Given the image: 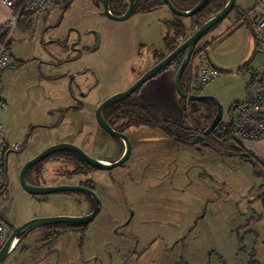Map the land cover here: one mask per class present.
Here are the masks:
<instances>
[{"label":"rangeland","instance_id":"rangeland-1","mask_svg":"<svg viewBox=\"0 0 264 264\" xmlns=\"http://www.w3.org/2000/svg\"><path fill=\"white\" fill-rule=\"evenodd\" d=\"M234 11L219 25L226 27L225 32L238 21ZM175 19L167 6H161L156 12L117 22L106 17L103 0H57L53 9L35 15L32 23L17 26L11 42L13 64L0 79V120L8 140L20 146L6 160V189L0 199V219L10 234L12 226L35 218L61 213L82 216L92 211L91 200L78 193L49 195L47 203L46 196L31 197L21 186V170L51 142H78L94 158L120 159L124 145L95 128L93 108L82 116L68 113L65 121L71 120L72 125L65 128L64 121L57 130L48 126L61 118L55 104L64 106L71 92L103 100L127 91L171 53L165 48V39L172 33L167 22ZM182 21L187 32L180 44L192 36L196 26L191 19ZM250 39L243 31L235 40L237 45L224 38L207 47L220 75L203 88L194 85L197 68L193 60L185 72L183 89L215 96L223 106L224 123L230 110L247 101L252 82L248 68L260 55ZM211 40L208 35L200 47ZM156 53H160L157 59ZM263 55L255 70H264ZM66 59L70 62L63 63ZM177 71L173 65L150 83L154 100L165 113L188 125L196 104L190 105L178 94ZM75 118L79 122L73 124ZM123 123L136 126L129 120L117 125ZM72 132L74 137H70ZM127 133L135 145L133 155L110 172L78 171L74 159H49L27 172V181L39 187L92 186L101 209L85 233L33 234L3 264H225L221 256L229 264L241 262L243 252L237 246L248 232H264V214L260 222L251 220L247 227H240L238 212L250 222L241 188L252 185L256 169L264 173L262 164L250 154L232 155L231 143H181L158 126L130 128ZM216 134L220 137L219 130ZM70 207L74 213L68 212Z\"/></svg>","mask_w":264,"mask_h":264},{"label":"water","instance_id":"water-1","mask_svg":"<svg viewBox=\"0 0 264 264\" xmlns=\"http://www.w3.org/2000/svg\"><path fill=\"white\" fill-rule=\"evenodd\" d=\"M138 0H130L129 10L121 16H117L112 13L110 8V0H103L104 12L107 18L123 22L130 19L136 11V3ZM165 6H167L172 13L182 19H189L195 17L200 11H202L207 5L209 0H200V2L191 10L182 11L178 9L171 0H162ZM237 4V0H228L224 8L218 13L211 16L192 36L186 39L181 43L175 50H173L169 55H167L163 60L156 64L152 69L147 71L133 86H131L127 91L118 93L109 99H107L97 110L96 119L99 125L111 136L123 139L126 143V153L121 159L114 163L104 162L99 159H95L85 153L79 146L71 143H59L48 147L44 152L35 157L34 159L28 161L22 168L20 173V182L22 188L32 196H49L60 193H83L87 194L93 199L94 208L92 213L86 216H50L43 218H35L30 221H27L24 225L16 227L11 233L6 245L0 252V264H3L10 255L16 250L18 245L33 231L51 227L56 225H89L95 221L99 212H100V200L97 194L87 188L79 186H59V187H39L37 185L31 184L27 181L26 173L33 166L47 160L48 158L62 152H74L80 155L90 166L94 167L97 170L101 171H112L118 167L123 166L131 157L132 144L128 136L122 133L115 131L105 120L103 111L104 109L116 102L132 97L136 94L147 82L154 79L161 72L166 70L172 65V63L180 56L183 55V61L179 67L176 78L175 86L180 97L186 99L188 98L193 102H209L213 103L217 108V114L214 120L212 121L210 127L206 130L205 135H210L221 123L223 120L224 109L220 101L215 96H205V95H188L184 92L181 87V79L188 69L191 60L194 55L195 48L202 42L204 37L209 34L212 30L219 27L229 15L234 11ZM72 79V78H71ZM202 138V137H201ZM199 143L198 140L194 141L192 144ZM252 184L248 188L245 195H241V198L247 201L248 205L255 202L262 205L264 208V176L253 174L251 175ZM254 192L256 196L253 199L249 200V195ZM251 210V209H250ZM130 220L128 221V223ZM21 233H25L23 236L19 237Z\"/></svg>","mask_w":264,"mask_h":264},{"label":"built area","instance_id":"built-area-1","mask_svg":"<svg viewBox=\"0 0 264 264\" xmlns=\"http://www.w3.org/2000/svg\"><path fill=\"white\" fill-rule=\"evenodd\" d=\"M9 7L11 15L0 29V79L2 74L11 68L13 57L11 42L13 34L24 15H37L53 9L57 0H0ZM256 10L260 18L253 24V32L258 47L264 50V0H260ZM194 85L203 88L219 77L220 72L206 61L203 54L199 61ZM253 83L247 92V101L234 110L232 118L227 123L220 124L219 135L224 137L225 144L233 143L241 147L242 143L257 141L264 137V73H254ZM20 146L11 143L6 136L5 126L0 120V199L6 189L5 167L6 160L11 153L18 151ZM10 233L6 224L0 219V252L6 245Z\"/></svg>","mask_w":264,"mask_h":264},{"label":"flooded vegetation","instance_id":"flooded-vegetation-1","mask_svg":"<svg viewBox=\"0 0 264 264\" xmlns=\"http://www.w3.org/2000/svg\"><path fill=\"white\" fill-rule=\"evenodd\" d=\"M142 1H144V0H138L137 1V3H136V11H135V13H134V15L135 14H139V13H151V12H154V11H156V10H153V11H151V12H138V8H139V6L138 5H140L141 4V2ZM129 5H130V0H110V8H111V11H112V13L113 14H115V15H117V16H121V15H124L128 10H129ZM153 47H155V45L153 46ZM156 48V47H155ZM156 51V50H155ZM157 54V53H156ZM156 56V57H155ZM154 56V58H156L157 59V57H158V54L157 55H155ZM164 59V58H163ZM162 59V60H163ZM161 61V60H160ZM159 61V62H160ZM68 62H70V60H65L63 63H68ZM158 62V63H159ZM158 63H156V64H158ZM156 64H154L153 65V67L156 65ZM152 67V68H153ZM151 68V69H152ZM169 68V67H168ZM168 68L166 69V70H168ZM150 70V69H149ZM148 70V71H149ZM166 70H164V71H166ZM163 71V72H164ZM147 72V71H146ZM145 72V73H146ZM163 72H161V73H163ZM144 73V74H145ZM160 73V74H161ZM150 81H152V80H150ZM150 81L149 82H147V83H150ZM145 85H143V87H144ZM142 87V88H143ZM142 88L136 93V94H134L132 97H130V98H127V99H133L134 98V96H139V98H142L141 97V90H142ZM128 90V89H127ZM184 92H186V93H188V95H197V94H193V93H189V92H187L186 90H183ZM146 92H148L147 90L145 91V93ZM119 93H121V92H119ZM118 94V93H117ZM114 95H116V94H114ZM114 95H111V96H109V97H107L106 99H103V100H101L100 98H97V99H95L96 97L95 96H90L88 93H85V92H80L78 95H76V94H74L73 92H71V94H70V96H68V99H67V103H64L63 105L64 106H62L58 111H59V113H60V119L55 123V124H52L51 125V128H54V129H57L58 130V128L59 127H61L60 125H62L63 124V122L65 121V120H67V114L69 113V116H73L74 114H80L81 116L84 114V112L85 111H87L88 109H91V108H93V114H94V120H95V128L96 129H99L101 132H103V134L104 135H106V136H108L110 139H112L113 140V142H115V140H119V141H121L122 142V144L124 145V148H125V150H124V153H123V155L126 153V143H125V141L123 140V139H120V138H117V137H113V136H111L110 134H108L100 125H99V123H98V121H97V119H96V112H97V110L99 109V107L107 100V99H109L110 97H112V96H114ZM182 98V97H181ZM89 99H92L91 101L92 102H90V100ZM183 100H187L188 102H189V104L190 105H192V104H196V106H195V114H194V117L192 118V120H191V122L188 124V125H183V130H181V131H178V129H175V130H168L167 129V131H168V133L171 131V135L170 134H168L170 137H171V139H175V140H177V141H179V142H181V143H186V144H192L194 141H196V140H198L199 141V143H202V144H207V142H209V141H214V142H217V143H219V144H223V142H224V137H217V134H216V131H218V128H219V126H220V124H222V122H223V120L221 121V123L218 125V127L210 134V135H205V132H206V130L210 127V125H211V123H212V121L214 120V118L216 117V114H217V108L215 107V109H211L210 107H208L207 106V103H209V102H193V101H190L188 98H186V99H184V98H182ZM124 100H126V99H124ZM124 100H121V101H119V102H116V103H114V104H111V105H109V106H107L105 109H104V111H103V115H104V118H105V120H106V122L115 130V131H117L118 133H122V134H125L126 136H128V138L130 139V141H131V144H132V152H131V157H132V155H133V150H134V142H133V140H132V138L129 136V134L127 133V131L130 129V128H135V129H141V128H145L146 127V125H136V126H128V125H126L125 123H123V124H121L120 126H118L117 124L118 123H121V122H124V120H117V121H115V119H116V117H114V115H113V111L114 110H116V104H118V103H120V102H122V101H124ZM184 107L186 108L187 106L186 105H184ZM111 111V114L108 116V113ZM108 112V113H107ZM230 114V117L229 118H232L233 117V115H234V111L233 112H230L229 113ZM71 117H69V118H71ZM61 119H64V120H61ZM70 120V119H69ZM81 120H83L84 121V118H81ZM74 121V123L73 124H76L77 122H79L76 118L75 119H72V122ZM170 122H173L174 124H182V122L183 121H181V122H176V121H170ZM71 126L72 125V123H71V120H70V122L69 121H65L64 122V125H62V126H64L65 128H67V127H69V126ZM39 126H41V125H39ZM151 127H153V126H151ZM158 127H160L162 130L164 129L163 128V125H162V123H160L159 125H158ZM155 129L157 128V126H155L154 127ZM189 129H192V131H190ZM165 130V129H164ZM194 130V131H193ZM167 131H166V133H167ZM72 135H70V137H74L73 135H74V133L72 132L71 133ZM67 135V134H66ZM69 135V134H68ZM202 137V138H201ZM76 140V139H75ZM60 142H55L53 145H55V144H59ZM62 143H70V142H67V141H65V142H62ZM71 144H75V145H77V146H79V144H78V142H76V143H74V142H72ZM198 144V143H197ZM192 145H195V144H192ZM52 146V145H51ZM80 147V146H79ZM48 148V147H47ZM47 148H45L43 151H41L40 153H38L35 157H37L38 155H40L42 152H44ZM85 153H87L85 150H84V148H82V147H80ZM16 152V151H15ZM224 152H226V151H224ZM88 154V153H87ZM231 154L233 155V152H231ZM89 155V154H88ZM123 155L121 156V158L123 157ZM236 155H240V154H235V156ZM249 155V154H248ZM59 156H61V158L59 157ZM89 156H91V155H89ZM34 157V158H35ZM92 157V156H91ZM130 157V158H131ZM33 158V159H34ZM94 158V157H93ZM120 158V159H121ZM49 159H54V160H61V159H63V160H67V161H70V160H73L74 159V161L77 163V164H75V166L78 168V171L82 168H87V169H92V171H101V170H97V169H95L94 167H92V166H90L80 155H78V154H76V153H74V152H62V153H58V154H56V155H54V156H52V157H50V158H48L47 160H49ZM95 159H99V158H95ZM47 160H45V161H47ZM100 160V159H99ZM119 160V159H118ZM117 160V161H118ZM129 161V160H128ZM127 161V162H128ZM44 162V161H43ZM87 163L88 165H89V167H87L86 165H85V163ZM126 162V163H127ZM125 163V164H126ZM34 167V166H33ZM32 167V168H33ZM31 169V168H30ZM29 169V170H30ZM28 170V171H29ZM107 172H110V171H107ZM253 174H255L254 172H253ZM26 175H27V173H26ZM262 176H264V174H262ZM27 178V177H26ZM31 184H34L33 182H30ZM35 185V184H34ZM253 185V184H252ZM251 185V186H252ZM251 186H249V187H251ZM87 188H89V189H91V190H93L94 192H95V189L92 187V186H87ZM76 193H78V192H76ZM96 193V192H95ZM68 194H70V193H68ZM78 194H80V195H83V196H86V197H88L90 200H91V202H92V205H93V208H94V202H93V199L90 197V196H88L87 194H83V193H78ZM97 194V193H96ZM30 195V194H29ZM31 197H36V198H42V197H45V196H32V195H30ZM98 196V195H97ZM256 196V194L254 193V192H252L251 194H250V196H249V200L250 199H253L254 197ZM99 198V197H98ZM100 200V199H99ZM49 201V198H48V196H46V203ZM243 201V200H242ZM246 202V201H245ZM243 203V202H242ZM246 204V206H247V209H246V215H255V216H257L258 215V209L255 207V205H258L259 203H255V202H253V203H251V204H249L248 205V203L246 202L245 203ZM101 205H102V202L100 201V209H101ZM251 209V210H250ZM92 211H93V209H92ZM92 211L90 212V213H92ZM90 213H88V214H86V215H89ZM86 215H82V216H86ZM254 216H252V217H249V219L251 220L252 218H253ZM259 217V216H258ZM256 220V219H255ZM253 221V220H252ZM25 224V223H24ZM24 224H22V225H24ZM92 224V223H91ZM91 224H89V225H74L73 226V229L74 230H76V231H78V235H81L82 233H85V231L88 229V226H90ZM56 226H59V225H56ZM56 226H51V227H45V228H40V229H37V230H35V231H33L32 233H30L27 237H25V239L26 238H28V237H30L31 235H40V234H46V236H54V235H57L58 233H62V232H65V231H69V232H72L73 233V231L72 230H70V229H68V228H66V229H64V228H58V227H56ZM248 226V225H247ZM246 226V227H247ZM11 227V226H10ZM17 226H12V229L14 230L15 228H16ZM13 230H12V232H13ZM60 230H65V231H60ZM11 232V233H12ZM25 233H21L20 235H19V237H21V236H23ZM251 234H254V231H250V232H248L247 233V235L246 236H250ZM11 235V234H10ZM245 236V237H246ZM244 237V238H245ZM186 238V237H185ZM244 240V239H243ZM23 242V241H22ZM22 242L18 245V247L16 248V249H18L19 247H21V245H22ZM242 242V241H241ZM177 243H179L178 241L176 242V244ZM24 250H26V249H24Z\"/></svg>","mask_w":264,"mask_h":264},{"label":"crops","instance_id":"crops-1","mask_svg":"<svg viewBox=\"0 0 264 264\" xmlns=\"http://www.w3.org/2000/svg\"><path fill=\"white\" fill-rule=\"evenodd\" d=\"M259 1L260 0H237V4H236V7H235V11H234L239 16L237 23L230 25V27L228 26L226 32L224 31L226 29V27H219L214 32L209 34L210 37L212 38V40L211 41H207V43H205L204 46H203L204 47L203 51H201L194 59H192L195 68H198V66H201L199 61H200L201 56L203 54H205L206 61H208V63L212 67H214L215 69H217L220 72V68L217 67L214 64V62L211 60V58L209 56V53H208V50H207L209 48H207V47L213 46L214 44L217 43V41H220V40H222L224 38L227 40V42L231 41L232 43H236V45H237L238 42H236L235 40H238V38L240 39V36H241L243 31H245L247 38H249V37L251 38L250 39L251 40V44H253V46L258 49V53L260 55L264 54V50H262V49H260L258 47L257 41H256L255 36H254V32H253V24H254V22L257 19L260 18V13L256 10V7L258 6ZM154 12H156V11H154ZM151 13H153V12H151ZM240 14H244L245 17L243 19H241L240 18ZM10 15H11V11H10L9 7L4 5L0 1V29H1V26L4 25L7 22V20L10 17ZM246 21H247V23H246ZM245 27H246V29H245ZM223 31H224V33H223ZM226 36H227V38H226ZM229 50H231V49H229ZM260 55H258L256 57V59L254 58L255 59V64H256V61L258 60V57ZM263 56H261V57H263ZM191 64H192V62H191ZM255 64L253 65V63H251L249 68H248V71H249L250 75L252 76V82H251L250 86L252 85L253 80H254V78H253V76H254L253 74L254 73H256V72L264 73V70L263 71L259 70V69L255 70L253 68L255 66ZM196 72H197V69L195 70V73L193 75V82H194V79H195ZM49 80H51V79H49ZM56 80H58V79H55L54 81H56ZM152 83L153 82H151V83H149L147 85L146 90L148 92H147V94L144 93V94L141 95L142 99H144V100L152 103L153 105H155L160 110V112L162 114V117H163V119L165 121L181 122L182 120L170 118L171 116L167 115L165 113L163 107L159 104V102H157V100H154V98H156V96L154 95V88L152 86ZM249 87H248V89H249ZM247 92H248V90H247ZM55 105H57L56 106L57 107L56 108V112H58V114H60L58 110L62 107L61 104L58 103V104H55ZM238 107L239 106L237 105L235 107V109H233V111L236 110ZM233 111L230 110L229 113L233 112ZM52 113H55V111L52 112ZM229 117H230V114L228 115V119H230ZM57 121L58 120H56L55 122H52V124H55ZM49 124H51V123H49ZM51 125H48V126H51ZM53 144L54 143H52V142L49 143L46 146V148L50 147ZM241 148L243 149L244 154L253 155L260 162V164H262V166L264 167V137L260 138L257 141L244 142V143H242ZM102 161L108 162V163H114V162H110L109 160H102ZM253 172L255 174H258V175L264 174V173H262V171H259L257 169L255 171H253ZM248 188H249L248 186L242 187L240 196L243 195V194L245 195L247 190H248ZM255 207L258 209V215L255 216V215H250L249 214L247 216H250V217L254 216L251 220L260 222L261 219L263 218L262 215L264 214V208L260 204L255 205ZM246 209H247V206H246ZM68 212L69 213H74L75 211H73L72 208L70 207V210ZM238 212H239V216H240V227H244V226H246V224L250 225L251 220H250L249 223H247V221L244 218H242V217H244L242 212L241 211H238ZM61 215H65V214L61 213V214L53 215V216H61ZM69 215L70 216L71 215L74 216L76 214L74 213V214H69ZM46 217H50V215H48ZM260 230L263 231V229L261 227H260ZM263 233L262 232H254V234H251L250 236H246L244 238V240L241 242V244H239L237 246L238 250H241L243 252L242 253V257H241V262L239 264H263L262 263V262H264V234ZM236 238H237V241H240V235L239 234H238V236ZM221 257L224 258V261H225L224 263L225 264H229V260H225L224 256H221Z\"/></svg>","mask_w":264,"mask_h":264},{"label":"trees","instance_id":"trees-1","mask_svg":"<svg viewBox=\"0 0 264 264\" xmlns=\"http://www.w3.org/2000/svg\"><path fill=\"white\" fill-rule=\"evenodd\" d=\"M171 1L178 9H180L182 11L191 10L200 2V0H171ZM227 1L228 0H209L207 5L205 6V8L202 11H200L195 17L189 18L192 21H194L196 24V26H194L195 27L194 33L211 16H213L214 14L221 11L224 8V6L226 5ZM138 6H139L138 12H151L153 10H157L161 6H165V4L163 3L162 0H145V1H142L141 4ZM34 16L35 15H30V14L24 15L22 17L20 23H27L29 21H30V23H32ZM244 17H245L244 14H240L241 19H243ZM246 23H247V21H246ZM167 24H168L169 28L171 27L170 31L173 33V37L170 38L172 33H170L171 35L167 34V37L165 39V41H166L165 48L167 51L169 50L172 52L173 50H175L180 45L179 40L185 39V33L187 32V28H186V24L182 21V18H179L177 16H176L175 21L167 22ZM216 29L212 30L209 34L214 32ZM209 34H207L204 37V39ZM201 51H203V49L200 47V44H199L195 48L193 58L196 57ZM157 54L160 55V53H157ZM161 58H163L162 55H161ZM183 58H184L183 55L178 57L172 63L171 66L176 65L177 68L179 69V67L182 64ZM190 65H191V63H190ZM190 65H189V67H190ZM187 75H188V73H184V75L181 79L182 89L187 84V82H186V76ZM115 106L117 108H116V110H114L112 112L114 117H116L115 121H117V120H129L130 123L135 121V125H146V126H154V127L156 126V124L158 126L160 123H162L163 128L165 129L164 130L165 132L167 131V129L171 130V131L175 130V129H178V131L183 130V124H174L173 122L165 121L162 117L160 110L155 105H153L152 103H150V102H148L142 98L126 99V100L116 104ZM110 114H111V111L108 113V116ZM189 130L192 131V129H189ZM171 131L169 133L167 131L166 134L171 135ZM223 143H225V140ZM228 149H229V151L233 152V155L240 154V155L244 156L243 149L241 147L233 144V143L230 145V147ZM85 165L87 167H89V165L87 163H85ZM56 227L64 228V229L68 228V229L72 230L73 232H78V231L73 229V226L59 225Z\"/></svg>","mask_w":264,"mask_h":264}]
</instances>
